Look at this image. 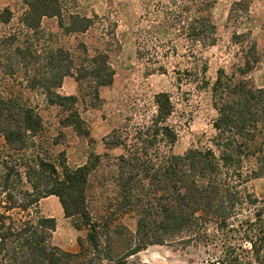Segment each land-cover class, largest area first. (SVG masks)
Returning <instances> with one entry per match:
<instances>
[{
    "label": "trees",
    "instance_id": "1",
    "mask_svg": "<svg viewBox=\"0 0 264 264\" xmlns=\"http://www.w3.org/2000/svg\"><path fill=\"white\" fill-rule=\"evenodd\" d=\"M76 1L23 0L18 17L9 7L0 10V25L10 26L0 32V83L8 90L0 92V136L6 146L0 156L1 264H101L123 261L149 246H205L218 235L246 243L248 264H264V199L247 187L264 175V87L248 78L260 55L247 33L232 36L241 56L230 72L217 70L209 83L206 64L196 67V82L209 89L216 112L210 145L173 153L178 135L169 120L174 106L170 95L161 92L153 96L155 111L147 122L110 132L102 139L104 153L90 151L80 167L70 168L63 152L28 155L42 133V118L37 103L20 89L13 92L15 85L40 91L43 103L59 110L60 128L89 137L77 105L88 93L98 99V90L113 82L107 51L83 42L71 51L52 33L45 38L44 19H55L63 36L82 35L94 26L96 17L80 16ZM167 3L178 13L173 25L178 23L192 44L214 45L210 15L215 0ZM249 4L234 2L230 17L246 15ZM67 77L77 83V95L59 93ZM114 151L118 153L110 155ZM99 189L104 200L100 211L90 197ZM47 197L58 199L76 231L86 232L77 239L79 252L52 243L56 220L39 212ZM127 214L136 217L134 233L115 224ZM225 254L233 264L241 263L232 248Z\"/></svg>",
    "mask_w": 264,
    "mask_h": 264
},
{
    "label": "rangeland",
    "instance_id": "2",
    "mask_svg": "<svg viewBox=\"0 0 264 264\" xmlns=\"http://www.w3.org/2000/svg\"><path fill=\"white\" fill-rule=\"evenodd\" d=\"M237 1L215 0L210 15L216 29L215 43L206 47L200 43L192 44L181 31L182 27H178V23L173 25L178 13L167 0H77L75 11L82 17L96 19L87 33L76 36L61 35L55 19H44L41 26L47 40L50 32L54 41L71 51L81 42L90 49L107 51L114 76L110 86L98 90V99L88 93L85 101L77 105L89 137L79 136L71 128H60L59 110L44 104L40 91H26L15 85L13 92L17 93L20 89L29 102L37 103L42 118V133L35 138L34 151L28 152V155L38 152L43 157L48 153L56 155L63 152L70 168L80 167L86 162L90 151L100 155L104 153L102 139L110 132L126 124L136 126L147 122L155 111L153 96L161 92L170 95L174 106L169 120L178 135L173 153L183 154L189 148L210 145L215 134L212 122L216 112L209 89H203L196 82V67L200 63L206 64L209 83L214 82L217 70L224 68L230 72L241 56L232 36L234 33H247L260 55L259 64L248 78L258 88L264 85V0H250L246 15L230 17L231 6ZM9 7L18 17L23 9V0H12ZM166 11L171 15L167 17ZM9 28L0 25V32H8ZM6 88L0 83V92H8ZM59 93L64 96L77 95V83L71 77L65 78ZM51 140H54L55 146H52ZM5 149L0 136V156L5 154ZM117 153L114 151L110 155ZM247 187L259 200L264 199V175L251 180ZM102 193L99 189L93 190L90 195L92 207L99 211L104 205ZM39 212L44 217L56 220L52 243L64 251L79 252L77 239H84L86 232L73 228L71 220L64 217L58 199H42ZM12 214L16 217V211ZM115 224L134 233L136 217L127 214ZM228 247L234 250V255L239 256L240 264H248L250 259L246 251L249 246L237 237L228 240L222 235L205 246L175 242L149 246L124 260H127L126 264H233L225 254ZM116 248L114 244L113 249ZM119 262L121 260L116 259L101 264Z\"/></svg>",
    "mask_w": 264,
    "mask_h": 264
},
{
    "label": "crops",
    "instance_id": "3",
    "mask_svg": "<svg viewBox=\"0 0 264 264\" xmlns=\"http://www.w3.org/2000/svg\"><path fill=\"white\" fill-rule=\"evenodd\" d=\"M12 0H0V10H2L5 7H9ZM10 8V7H9ZM263 86H260V88H263Z\"/></svg>",
    "mask_w": 264,
    "mask_h": 264
},
{
    "label": "water",
    "instance_id": "4",
    "mask_svg": "<svg viewBox=\"0 0 264 264\" xmlns=\"http://www.w3.org/2000/svg\"><path fill=\"white\" fill-rule=\"evenodd\" d=\"M126 263H127V260H123V261H121V262H119L117 264H126Z\"/></svg>",
    "mask_w": 264,
    "mask_h": 264
}]
</instances>
